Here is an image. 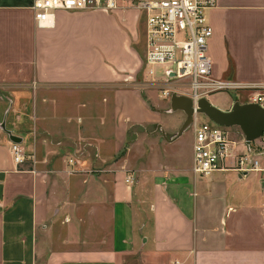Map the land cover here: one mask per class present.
Listing matches in <instances>:
<instances>
[{
    "label": "crops",
    "instance_id": "1",
    "mask_svg": "<svg viewBox=\"0 0 264 264\" xmlns=\"http://www.w3.org/2000/svg\"><path fill=\"white\" fill-rule=\"evenodd\" d=\"M33 1L0 0V124L6 118V129L36 154L43 148L45 161L68 147H90L106 161L126 147L112 187L81 177L91 185L87 200L103 205L89 206L91 229L107 219L111 246L65 245L44 264H119L135 250L144 264H264L262 173H194V129L174 138L186 114L170 111L171 97L143 72L144 12L129 0L114 12L60 10L50 26H38ZM207 19L212 76L251 87L207 99L226 111L252 102L264 92V0H218ZM236 127L229 132L239 140ZM13 142L0 126V264H38L50 224L78 228L79 178L58 158L54 175L31 155L17 163ZM252 146L264 152V135Z\"/></svg>",
    "mask_w": 264,
    "mask_h": 264
},
{
    "label": "built area",
    "instance_id": "2",
    "mask_svg": "<svg viewBox=\"0 0 264 264\" xmlns=\"http://www.w3.org/2000/svg\"><path fill=\"white\" fill-rule=\"evenodd\" d=\"M129 0H34L33 11L38 26H50L57 11L104 10L114 12ZM146 17L144 62L151 86L159 87L163 96L188 94L197 107L201 97L213 93L251 88L235 81L212 76L208 53L213 28L207 11L218 0H132ZM188 90V91H187ZM264 108V92L252 97ZM194 114L195 133L193 171L207 176L217 170L235 169L241 173L261 172L264 185V152L242 136L233 139L229 127L214 121H200ZM14 160L23 162L30 156L21 143L13 142ZM127 182H132L127 177Z\"/></svg>",
    "mask_w": 264,
    "mask_h": 264
},
{
    "label": "rangeland",
    "instance_id": "3",
    "mask_svg": "<svg viewBox=\"0 0 264 264\" xmlns=\"http://www.w3.org/2000/svg\"><path fill=\"white\" fill-rule=\"evenodd\" d=\"M143 28L144 27H142V29ZM146 69L147 67L144 64L143 72ZM157 89L159 90V87H157ZM230 92H234V91H227V92L221 91L219 93L211 94L210 96L212 99H214V97H218L228 100L227 97L230 94ZM238 97L240 98V96ZM199 120L208 121L207 117L203 114H199ZM191 127L189 128L191 130L187 134H185L186 136H191L193 134ZM237 127L234 128V131L238 132ZM257 146L263 149L262 145H257ZM68 148L71 151H69V149L63 151L61 150L56 151L50 154L51 157L48 161H45L44 157L46 154H44L43 148L40 149V147H37V154H36L35 147H25L27 153H30V155L33 158H36L37 163H40L42 161L44 165L46 164L45 165L46 168L44 167L43 170H46L47 172L53 175L56 174L57 171L50 168V165H52L51 163H53V161L58 158L61 159V162L64 161V163L67 166V169L65 170L66 175L79 178V179H74L73 181L74 182L73 191L76 194L75 203L76 206H78L77 209H79V216H80V219L78 221V228L77 230L71 228L69 232L67 229H59L56 231L55 227L52 228L50 224L49 232L47 233V236H45V240L48 241V246L45 248V252L41 256V259H39L38 264H44L45 258L48 253H50L52 250H57V249L60 250L64 248L65 245L68 246L67 248L79 249V250H88L90 248L104 249L111 246L110 228L109 226L104 227V225H107L109 223L107 219L101 218L100 223H102L101 224L102 227L100 231L98 230L93 231V229H91L90 215H89L90 211L88 210L90 208L89 206H94L95 203L96 206H103V205L99 204L97 200L96 202L87 200V193H90L91 185H87L88 184L87 180H84L85 181L84 184L86 186H83L81 182L82 180L81 177L88 176L90 178H94L96 181L101 180L104 184L111 185L112 187L114 182L116 183L117 181L116 174L121 170L118 169L117 167H114L113 164L121 156H123L126 147H124L123 150L119 152L116 153L112 152L111 156L106 161L101 160V158L98 156H93L94 153L91 151L90 147H68ZM98 159L100 160L99 162ZM131 179L133 182L132 177ZM101 185L102 184L100 183L96 184L95 190L97 192H100L102 190ZM62 187L63 185L60 186L59 188L61 189ZM63 192H66L65 185ZM101 202L108 208L107 202H104L102 200ZM64 221H68V217H65ZM94 236H96L95 240H94ZM119 264H144V262L140 254V251L138 252L137 250H135L132 253L130 252L129 254H125V256H123L122 259L120 260Z\"/></svg>",
    "mask_w": 264,
    "mask_h": 264
},
{
    "label": "water",
    "instance_id": "4",
    "mask_svg": "<svg viewBox=\"0 0 264 264\" xmlns=\"http://www.w3.org/2000/svg\"><path fill=\"white\" fill-rule=\"evenodd\" d=\"M171 101L170 111L183 110L186 114V119L174 138L192 126L195 112L205 115L221 126L240 127L247 142H252L264 135V108L259 103L235 101L231 110L226 111L213 105L207 97H201L197 102L196 108L193 99L188 95L173 93ZM5 121L6 118H4L0 126L6 130L12 141L21 143L23 139L13 134L11 130L6 129ZM162 132L164 133L163 129Z\"/></svg>",
    "mask_w": 264,
    "mask_h": 264
}]
</instances>
